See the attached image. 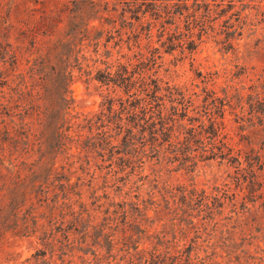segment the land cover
Segmentation results:
<instances>
[{"label":"rangeland","instance_id":"obj_1","mask_svg":"<svg viewBox=\"0 0 264 264\" xmlns=\"http://www.w3.org/2000/svg\"><path fill=\"white\" fill-rule=\"evenodd\" d=\"M77 14L74 0H0L10 89L24 77L39 102L34 62L67 34L80 63L62 148L44 153L42 117H6L27 122L28 142L5 144L0 173L43 164L45 183L16 216L0 205V264H264V0H98ZM119 65L147 89L95 78Z\"/></svg>","mask_w":264,"mask_h":264},{"label":"trees","instance_id":"obj_2","mask_svg":"<svg viewBox=\"0 0 264 264\" xmlns=\"http://www.w3.org/2000/svg\"><path fill=\"white\" fill-rule=\"evenodd\" d=\"M97 1L98 0H74L78 12L77 16H79V18L84 17L85 10L87 8H94L97 5ZM42 20L45 26L50 22L49 19ZM85 25L86 24L83 23V26ZM77 32L78 31H76V34ZM34 33H36V31ZM30 36L34 37L33 34ZM76 36L77 35L67 34L64 42L58 40L52 47H49L43 55L36 58L32 69L38 74L36 86L41 90V95L38 96L39 102L34 101L33 88L31 90L28 89L24 77H22L19 82L21 84L20 88L16 86L10 89L8 85V76H0V88L8 86L6 89L10 91L5 93L3 91L4 89L0 90V93H2V95H0V151L2 153L9 151V154L13 155L14 153L12 152H15L11 151L9 147H7L8 145H5L6 143L19 142L21 138H25L24 141L26 143L28 142L27 130L24 129L27 122H22L21 126L13 130L9 122L6 121V117L11 116V113L17 110V114H22L23 119L42 117L44 126L42 136L45 138L44 142H46V147H48V150L44 153H52L54 148H62V146L65 145L64 140L68 138L67 131L70 129L66 117V110L69 106V86L73 80L72 69L78 67L80 64L79 52H75L72 49L75 45L73 40ZM6 45L8 46V43ZM14 60V63L17 64V59L14 58ZM134 73V70H128L127 66L119 65L114 73L108 70H98L95 78L106 84L113 83L126 87H130L132 84L139 81L141 85L143 84L145 86L144 90H146L145 76L139 74L137 76L138 79L135 81ZM9 93L12 94L7 95ZM110 110L111 106H109V111ZM1 155L5 156L4 154ZM0 161H2L1 156ZM42 167L43 164H40L38 173L37 171H32L30 175H25L23 177L20 175L15 178H11V176L5 178L0 173V205L3 203L4 205H14L16 216L20 208L27 203L26 201L29 200V196L31 197L35 189L42 190L43 184L45 183L39 180L42 175L41 172L44 171V169L41 170ZM7 199H9V201H7ZM1 210L2 208L0 207V214ZM0 229L4 232L1 223Z\"/></svg>","mask_w":264,"mask_h":264}]
</instances>
